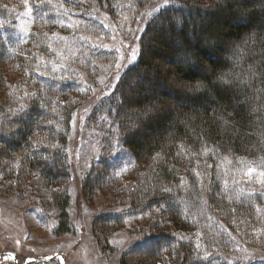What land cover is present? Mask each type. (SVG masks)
Wrapping results in <instances>:
<instances>
[{"label": "trees", "instance_id": "trees-1", "mask_svg": "<svg viewBox=\"0 0 264 264\" xmlns=\"http://www.w3.org/2000/svg\"><path fill=\"white\" fill-rule=\"evenodd\" d=\"M13 1L0 0V68L5 69L0 84L15 64L21 61L33 71L37 60L30 50L17 57L19 51L8 42L13 12L5 6ZM119 1L88 0L84 11L92 16L96 9L114 17ZM48 3H42L43 10L49 11ZM104 20L94 19L96 29L109 30ZM138 40L136 61L125 67L109 97L93 108V124L110 136L104 150L110 154L97 171L116 181H136L128 209L111 215L106 224H123L143 212L160 214L166 224L145 231L150 234L121 264H130V255L145 264H264V189L256 193L254 204L242 185H226L233 183L226 172L228 160L235 167L243 161L264 168V0H165L148 17ZM80 41L97 48L88 39ZM98 50L96 56L89 48L76 52L78 61L70 63L74 71L64 87L25 86L22 101L13 87L1 94L0 159L24 155L23 178L36 177L48 187L59 186L64 175L70 180L69 134L80 108L71 96L84 87V78L76 80L73 68L82 73L97 69L109 59L108 51ZM130 84L137 89L131 90ZM66 93L71 96L62 105L58 97ZM130 97L134 104L128 102ZM130 116L138 121L134 126L128 125ZM119 150L126 151L135 166L116 174L109 161ZM50 164L56 165L53 170ZM53 203L61 210L58 232L68 233L69 200L56 197ZM160 227L167 229L157 231ZM145 240L156 249L139 247ZM139 248L143 252H137Z\"/></svg>", "mask_w": 264, "mask_h": 264}, {"label": "rangeland", "instance_id": "rangeland-1", "mask_svg": "<svg viewBox=\"0 0 264 264\" xmlns=\"http://www.w3.org/2000/svg\"><path fill=\"white\" fill-rule=\"evenodd\" d=\"M44 1L52 2L48 3L49 11L43 10ZM163 1L120 0L115 16L108 18L96 9L93 11L97 14L89 16L84 11L86 5L90 6L88 0H15L5 6L13 12L8 22L10 30L6 32L8 42L19 51L17 57L23 58L24 53L30 50L34 56L37 54V60L33 71H27V65L21 61L13 66L11 72L9 68V72L5 73L6 81L0 84V97L2 93H8L7 86L17 90L21 100L25 86L27 90L29 87V90L38 87L44 90L42 87L47 83L54 86L67 84L74 71L69 69L70 63L78 61L75 55L82 49L89 48L92 56H96L98 48L106 50L109 59L101 61L97 69L86 70L89 73H82L83 69L74 67L77 70L75 79L84 78L80 80L84 83L83 89L71 93L72 96L66 93L58 97L62 105L66 104L69 95L73 103L80 105L69 134L70 180L64 175L59 186L48 187L36 177H22L24 155L15 154L0 159V264H121L123 256L150 234H145V231L155 224H166L164 217L156 212H143V216L123 224H106L111 215L128 209L136 181L115 177L119 179L116 181L109 175L105 174L106 177L98 173L99 162L105 154H110L109 149L104 152L110 136L93 124L97 119L94 106L101 98L109 97L111 87L116 86L125 67L136 61L140 49L138 38L144 23ZM54 18L56 21H51ZM93 18L105 19L109 30L96 29ZM38 38L44 42L39 43ZM81 38L94 42L97 48L91 44L86 47ZM76 65L80 66L78 62ZM2 69L5 71L2 66L0 74ZM31 77L34 79L28 83ZM36 83L38 87L34 86ZM129 88L137 89L135 84H130ZM151 90V85L146 88L147 92ZM128 102L134 104L136 100L130 97ZM29 120V117L25 118V122ZM128 120L129 126L138 122L131 116ZM4 140L10 139L5 136ZM109 163L116 166V174L135 166L123 150L114 152ZM237 165L235 167V163L228 160L226 172H229L233 183L226 185H242L249 192L246 194L253 196L255 204L256 193L264 189V168L243 161ZM55 166L49 165L52 170ZM89 179L91 187L86 188L85 182ZM66 196L71 230L60 234L58 211L61 210L53 201L56 197ZM170 206L173 208L174 205ZM165 228L160 227L157 231H166ZM148 247V251L156 249ZM137 252L143 250L139 248ZM127 261L130 264H145L141 257L135 255L128 256Z\"/></svg>", "mask_w": 264, "mask_h": 264}, {"label": "snow or ice", "instance_id": "snow-or-ice-1", "mask_svg": "<svg viewBox=\"0 0 264 264\" xmlns=\"http://www.w3.org/2000/svg\"><path fill=\"white\" fill-rule=\"evenodd\" d=\"M251 171V170H250ZM165 191H168V189H165ZM152 242L151 241H142L141 242V245L139 247H144V248H147Z\"/></svg>", "mask_w": 264, "mask_h": 264}]
</instances>
